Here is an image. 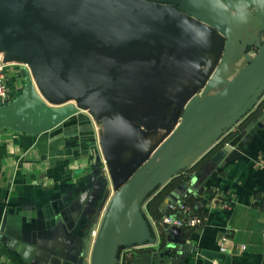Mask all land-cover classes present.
<instances>
[{"label": "crops", "instance_id": "1", "mask_svg": "<svg viewBox=\"0 0 264 264\" xmlns=\"http://www.w3.org/2000/svg\"><path fill=\"white\" fill-rule=\"evenodd\" d=\"M263 37L259 12L234 0H0V264H91L113 178L151 166ZM29 90L73 111L50 116ZM263 100L264 85L134 208L127 227L143 218L148 251L118 247L114 264H264ZM167 201L206 219L173 248Z\"/></svg>", "mask_w": 264, "mask_h": 264}, {"label": "water", "instance_id": "2", "mask_svg": "<svg viewBox=\"0 0 264 264\" xmlns=\"http://www.w3.org/2000/svg\"><path fill=\"white\" fill-rule=\"evenodd\" d=\"M254 7L264 19V0H234ZM13 60L24 62L22 57L7 58L4 63ZM38 87L42 92L40 76L35 60L32 58ZM264 85V37L253 59L228 83L214 95L196 99L184 110L181 122L174 133L159 150L158 159L143 173L136 177L125 175L113 178L115 195L105 210L100 223L91 264H114L118 247L141 246L148 241L152 233L141 216L127 227L130 216L139 203L160 185L174 170L182 164L201 145L211 133L226 120L235 118L248 106ZM31 100L40 106L44 113L63 117L73 111V106L66 105L59 109L47 107L35 91L29 90ZM49 102L58 105L56 98L44 96ZM168 205V206H167ZM173 202L162 205L170 215H175ZM125 233L123 236V230ZM188 234V233H187ZM187 234L177 227H166L167 248L185 243ZM168 250V249H167ZM166 250V251H167ZM165 254V253H164Z\"/></svg>", "mask_w": 264, "mask_h": 264}, {"label": "built area", "instance_id": "3", "mask_svg": "<svg viewBox=\"0 0 264 264\" xmlns=\"http://www.w3.org/2000/svg\"><path fill=\"white\" fill-rule=\"evenodd\" d=\"M4 68L5 65L0 63V100L4 99L7 95V87H6V83H5V75H4ZM263 170H264V166H263ZM218 198L215 197L214 201L217 202ZM212 206H214L212 204ZM226 206H228L227 204H222L221 207L226 208ZM176 211L180 212L182 218H176L175 215H166L164 217L161 218V220L159 221V224L161 226H165V227H177L180 229H195V228H199L202 227L204 225L205 222V215H196L192 212V209L188 206H186L185 204H181L178 205L176 207ZM263 241H264V235H263ZM140 247V246H139ZM138 246H134V247H128L126 248L129 253L133 252L135 250H140Z\"/></svg>", "mask_w": 264, "mask_h": 264}, {"label": "trees", "instance_id": "4", "mask_svg": "<svg viewBox=\"0 0 264 264\" xmlns=\"http://www.w3.org/2000/svg\"><path fill=\"white\" fill-rule=\"evenodd\" d=\"M263 106H264V100L260 103L258 109H260V108L263 107ZM213 152H214V151H212L211 153H213ZM211 153L209 154V156L211 155ZM184 203H186L185 205H189L188 202H184ZM188 207H189V206H188ZM190 208H191V207H190ZM175 217H176V218H182V216H181V214H180L179 211H178L177 214H175ZM159 221H160V220H158V223H159ZM141 251H148V250H142V249L137 250V252H141Z\"/></svg>", "mask_w": 264, "mask_h": 264}]
</instances>
